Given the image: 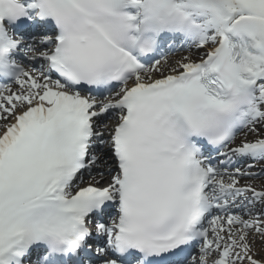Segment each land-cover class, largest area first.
<instances>
[{
	"label": "snow or ice",
	"instance_id": "obj_1",
	"mask_svg": "<svg viewBox=\"0 0 264 264\" xmlns=\"http://www.w3.org/2000/svg\"><path fill=\"white\" fill-rule=\"evenodd\" d=\"M261 177L264 0H0V264H264Z\"/></svg>",
	"mask_w": 264,
	"mask_h": 264
},
{
	"label": "bare ground",
	"instance_id": "obj_2",
	"mask_svg": "<svg viewBox=\"0 0 264 264\" xmlns=\"http://www.w3.org/2000/svg\"><path fill=\"white\" fill-rule=\"evenodd\" d=\"M172 59H174V57Z\"/></svg>",
	"mask_w": 264,
	"mask_h": 264
}]
</instances>
